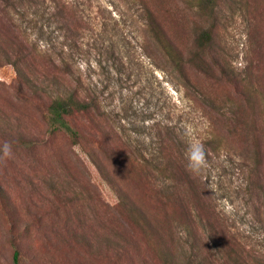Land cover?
I'll return each instance as SVG.
<instances>
[{
  "label": "rangeland",
  "instance_id": "1",
  "mask_svg": "<svg viewBox=\"0 0 264 264\" xmlns=\"http://www.w3.org/2000/svg\"><path fill=\"white\" fill-rule=\"evenodd\" d=\"M0 45V264L15 249L20 264H166L159 251L175 248L184 208L161 197L136 154L160 151L174 169L171 157L187 159L195 142L207 161L200 186L264 257V199L237 188L253 149L264 185V0H0ZM55 49L103 104L77 119L80 144L47 131L43 97L17 91L12 62L39 87L59 74Z\"/></svg>",
  "mask_w": 264,
  "mask_h": 264
},
{
  "label": "trees",
  "instance_id": "2",
  "mask_svg": "<svg viewBox=\"0 0 264 264\" xmlns=\"http://www.w3.org/2000/svg\"><path fill=\"white\" fill-rule=\"evenodd\" d=\"M216 1L199 0L202 7L209 9L214 8ZM148 17L147 24L152 34L158 37V45L168 57L175 60L173 45L167 39H163L162 29L149 12ZM209 39V31L206 30L202 32L198 43L201 46ZM49 49L46 50L50 52ZM1 51L0 45V54L4 52V50ZM47 51H45L46 54ZM55 53L59 60L57 64H54L50 56L47 59L50 61L49 64L56 67L59 74L45 78L47 81L44 79L45 83L39 87L36 86L35 81L25 75L17 61L12 62L11 60L17 72V91L21 93L24 89H29L32 94L43 97L46 102L44 121L47 131L50 134L61 132L73 143L80 144L83 132L77 125V119L79 116L90 114L92 110L101 109L103 104L98 94L93 90L92 84L88 80L82 79L81 75L71 69L69 65L71 59L63 49L60 51L55 49ZM3 54L9 62L8 54ZM24 85L27 88H24ZM165 132L166 134L171 133L170 130ZM166 134H158V149L164 147V139L166 141L164 135ZM92 142L94 143V141ZM125 142L128 145L131 144ZM136 147L137 150H140L137 145ZM100 148L102 147L100 146ZM258 157V149L247 150L238 167L241 177V181L237 185L238 191L250 200L264 199V185H262ZM136 158L148 169L150 179H156L160 186L158 187L159 192L165 194L161 197H173V202L180 200L179 203L184 208L182 210L184 219L177 221L178 233L175 239V248L169 252L164 249L159 251L160 257L166 264H215V260L218 264H264V257L246 249L245 244L239 240L234 221L218 207L211 193H205V191L208 192L206 188L203 189L200 186L202 185V175L189 168L188 159L180 156L183 161L181 162L179 157L172 156V165L178 159L180 163L171 169L170 162L162 163L160 151L150 156L140 151L136 154ZM181 192L184 197L188 196L187 202H183ZM124 204H129L128 198ZM128 206L129 213H138L135 207ZM179 227L181 228L179 229ZM156 246L160 248L162 245ZM13 264H20L17 249L13 253Z\"/></svg>",
  "mask_w": 264,
  "mask_h": 264
},
{
  "label": "clouds",
  "instance_id": "3",
  "mask_svg": "<svg viewBox=\"0 0 264 264\" xmlns=\"http://www.w3.org/2000/svg\"><path fill=\"white\" fill-rule=\"evenodd\" d=\"M4 156L11 155V144L5 142L2 146ZM188 166L193 172H200L202 168L207 167L206 153L202 143L195 142L190 145L188 152Z\"/></svg>",
  "mask_w": 264,
  "mask_h": 264
}]
</instances>
